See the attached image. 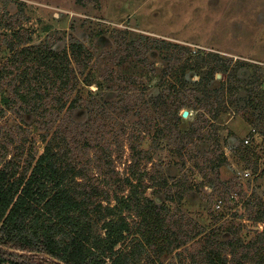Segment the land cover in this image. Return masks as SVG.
I'll use <instances>...</instances> for the list:
<instances>
[{
  "label": "rangeland",
  "instance_id": "1",
  "mask_svg": "<svg viewBox=\"0 0 264 264\" xmlns=\"http://www.w3.org/2000/svg\"><path fill=\"white\" fill-rule=\"evenodd\" d=\"M121 31H126L127 49ZM27 36L30 44L46 43L58 50L67 49L70 39L89 47L93 52L89 67L78 74L70 97L79 90L83 98L99 100L106 110L91 116L85 110L67 109L68 102L57 112L51 110L55 102L51 96L44 97L37 108H17L21 106L11 100L15 97L9 84L17 68L12 69L10 60ZM148 39L187 48L176 66L188 65L184 72L188 83L182 89L187 99L180 112L189 113L178 125L172 116L171 123L161 122L171 105L161 96L174 76L162 72L166 48H151ZM131 47L147 51L137 56ZM72 66L77 73L75 61ZM94 66L97 70L86 86L83 78ZM3 68L11 69L12 75L0 80V167L8 160L22 166L30 153L42 151L57 130L64 132L80 147L73 151L83 171L79 180L95 190L93 200L105 204L114 191L127 192L120 181L129 173L127 166L135 153L132 144L149 151L151 157L139 158L140 168L148 172L145 194L157 206H165L164 227L158 234L168 235L172 244L149 247L139 264H207L208 249H222L233 236L245 243L255 229L264 227V222L253 219L257 194L264 201V121L255 119L251 111L258 108L247 103L249 91L264 88V0H0ZM110 70L113 80L106 78ZM207 71L213 73L208 84L190 91L195 89L193 81ZM237 84H241L239 93L220 108L218 118L209 120L213 124L197 120L221 93ZM89 90L95 93L94 99H89ZM6 98L11 106L3 102ZM196 99L203 100L197 103ZM88 119L96 122L87 129ZM159 127L164 136L157 146ZM251 128L260 132L251 145L259 156L256 171L236 152ZM104 147L110 161L104 158ZM218 157L226 162L213 168L210 161ZM245 170L249 176L243 175ZM129 220L138 222L136 216ZM130 237L118 247H126Z\"/></svg>",
  "mask_w": 264,
  "mask_h": 264
},
{
  "label": "trees",
  "instance_id": "2",
  "mask_svg": "<svg viewBox=\"0 0 264 264\" xmlns=\"http://www.w3.org/2000/svg\"><path fill=\"white\" fill-rule=\"evenodd\" d=\"M118 33L126 48V31ZM16 38L21 39L20 36ZM143 38L147 37L142 36L141 39ZM29 39L30 36L24 38L20 47H16L12 52L10 60L12 69L17 68V73L9 82L15 97L11 100H16L21 106L17 108H37L44 97L51 96L52 100H55V106L53 105L51 110L57 109V112L63 110L68 102L67 109L85 110L90 112L91 116H97L106 110L99 100L88 101L83 98L79 90L70 97L71 89L78 84V74H83L89 67L88 63L93 56L89 47L80 40L70 39L67 49L58 50L46 43L30 44ZM148 41L151 48H166V62L162 72H173L174 76L161 96L166 97L167 105L171 104L163 112L161 122L171 123L172 116L173 124L178 125L183 120L180 112L185 104L183 100L187 99L182 89L188 83L184 80L188 65L176 64L181 61L187 48L163 39ZM13 46L14 44H10L9 49ZM131 49L137 56L147 51H139L137 47ZM74 61L77 73L72 66ZM95 70L96 66L89 68L85 74L83 81L86 86L90 85ZM110 71L106 78L110 76L113 80ZM10 72L11 69H0V80L6 79ZM211 78L213 73L207 71L202 78L193 81L195 89L192 87L189 90L197 91L198 85H207ZM240 85L229 86L224 92L227 98L221 93L222 98H216L197 120H203V124H213V121L209 120L218 118L220 108L233 102L239 93ZM100 86L101 83H98L97 93ZM256 88L255 91H249L251 99L248 97L247 103L258 108L257 112L251 111L255 119L264 121V88ZM64 89V93L58 94ZM207 89L203 91L206 92ZM88 92L89 99H94L95 93L90 90ZM202 100L196 99V102ZM7 101L8 98L3 99L6 106H11ZM86 121L87 129L91 128V123L96 122L95 119ZM249 121L257 123L252 119ZM156 130L158 146L164 134L162 127ZM197 131L198 128H195V132ZM81 134L83 135V132ZM135 138L136 136L132 135L131 142ZM76 143L71 136L57 130V135L45 141L42 151L30 153L22 166L14 160L5 161L1 165L0 264H139L141 256L149 247L164 248L160 247L164 246L163 243L172 244L168 235L158 234L159 229L164 227L162 213L166 211L165 206H157L154 200L145 194L147 185L144 180L148 172L145 168H140L139 158L146 160L151 157L149 151L137 149L139 143L132 144L135 153L132 152L133 160L127 166L129 173L120 181V185L126 187L127 192L114 191L111 198L108 197L106 203L102 204L101 201L93 200L92 193H95V190H90L88 185L79 180L83 171L76 165L73 155V151L80 150L79 145L75 147ZM241 146L236 151L238 156L256 171L259 156L251 150V145L242 143ZM102 152L106 161H110V153H107L105 147ZM225 160V157H218L211 159L210 163L213 168H217L223 165ZM106 182L109 184L107 180ZM181 184L184 185V181ZM253 205L257 208L253 219L264 222L263 196L257 194V202ZM135 216L138 222L131 223L129 219ZM129 236V243L120 249L118 246ZM205 257L207 264H264V227L255 229L254 236L245 243L241 238L233 236L226 240L222 249L220 246L208 249Z\"/></svg>",
  "mask_w": 264,
  "mask_h": 264
},
{
  "label": "built area",
  "instance_id": "3",
  "mask_svg": "<svg viewBox=\"0 0 264 264\" xmlns=\"http://www.w3.org/2000/svg\"><path fill=\"white\" fill-rule=\"evenodd\" d=\"M259 131L256 128H251L250 132L247 134V136H245L243 138V144H249L252 145V141L253 140H257L258 136H259ZM249 171L245 170L243 172L244 176H249ZM220 204H221V199H218V201L216 202V207L220 208Z\"/></svg>",
  "mask_w": 264,
  "mask_h": 264
},
{
  "label": "water",
  "instance_id": "4",
  "mask_svg": "<svg viewBox=\"0 0 264 264\" xmlns=\"http://www.w3.org/2000/svg\"><path fill=\"white\" fill-rule=\"evenodd\" d=\"M181 114L183 117H186L188 115V110H183Z\"/></svg>",
  "mask_w": 264,
  "mask_h": 264
},
{
  "label": "flooded vegetation",
  "instance_id": "5",
  "mask_svg": "<svg viewBox=\"0 0 264 264\" xmlns=\"http://www.w3.org/2000/svg\"><path fill=\"white\" fill-rule=\"evenodd\" d=\"M188 113H189V111H188Z\"/></svg>",
  "mask_w": 264,
  "mask_h": 264
}]
</instances>
